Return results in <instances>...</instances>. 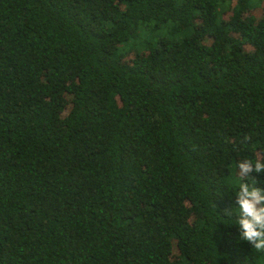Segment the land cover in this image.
Wrapping results in <instances>:
<instances>
[{"label": "trees", "instance_id": "16d2710c", "mask_svg": "<svg viewBox=\"0 0 264 264\" xmlns=\"http://www.w3.org/2000/svg\"><path fill=\"white\" fill-rule=\"evenodd\" d=\"M259 153L264 0H0V264H264Z\"/></svg>", "mask_w": 264, "mask_h": 264}, {"label": "clouds", "instance_id": "9594fccd", "mask_svg": "<svg viewBox=\"0 0 264 264\" xmlns=\"http://www.w3.org/2000/svg\"><path fill=\"white\" fill-rule=\"evenodd\" d=\"M253 136L247 134L245 143H251ZM264 172V153L255 159H241L237 163V174L241 178L235 194L238 214L235 223L239 226L240 239L248 241L260 253H264V187L257 186L253 173ZM229 216L231 209H226Z\"/></svg>", "mask_w": 264, "mask_h": 264}]
</instances>
